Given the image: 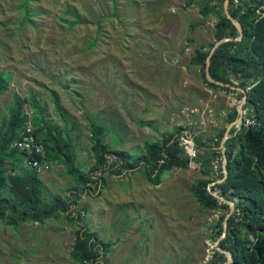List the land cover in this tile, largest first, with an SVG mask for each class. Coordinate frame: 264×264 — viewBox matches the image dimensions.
Segmentation results:
<instances>
[{
	"label": "rangeland",
	"instance_id": "obj_1",
	"mask_svg": "<svg viewBox=\"0 0 264 264\" xmlns=\"http://www.w3.org/2000/svg\"><path fill=\"white\" fill-rule=\"evenodd\" d=\"M187 1L0 0V71L12 74L0 98V123L14 93L25 100L24 110L31 111L30 99L38 101L47 122L78 135L76 165L85 172L93 163L90 123L107 129L109 150L133 158L177 128L203 144L195 146L196 157L207 156L241 100L209 88L192 65L194 49L214 43L216 19L203 18ZM220 161L208 167L212 179ZM116 170L102 171L72 205L69 216L80 213V223L65 213L17 229L0 221V264H77L70 252L78 225L112 244L103 263L207 264L221 213L201 209L192 197L199 166L164 172L157 185L143 167ZM39 178L44 197H66L75 187L61 165Z\"/></svg>",
	"mask_w": 264,
	"mask_h": 264
},
{
	"label": "trees",
	"instance_id": "obj_2",
	"mask_svg": "<svg viewBox=\"0 0 264 264\" xmlns=\"http://www.w3.org/2000/svg\"><path fill=\"white\" fill-rule=\"evenodd\" d=\"M187 4L198 5L203 18L209 15L215 17L214 43L231 39L221 44L211 55L209 76L217 82L235 84L237 88L243 89L246 92L243 108L248 109L256 121L254 126L242 125L237 131L234 127L229 131L230 137L223 144L227 177L221 183L209 186L224 177L221 167L223 155L219 146L225 130L217 134L214 146L205 157L190 159L181 143V129L177 128L172 133L162 134L158 141L145 143L144 154L133 158L128 153L109 150L104 142L107 129L94 123H90L88 129L93 163L89 171L85 172L76 165L78 149L74 138L77 139L78 135L66 127L47 122L41 114V103L30 99L32 124L43 138L47 161L54 166H63L65 174L75 185L66 197H44L45 186L39 173L26 165L25 153L13 147L20 140L26 121L25 100L14 93L12 104L7 109L8 115L0 123V221L17 229L24 223L44 225L57 219L58 214L65 213L71 224L80 223L83 216L80 213L76 214L77 217L69 216L70 209L80 199L84 188L99 183L102 171L117 168L115 172L120 173L143 167L147 181L157 185L164 172L187 169L190 164H195L201 170V178L192 184L191 194L201 209L221 213L216 223L218 237L223 234L229 205L221 203L210 192L218 193L234 205L226 221V234L217 247L232 255L231 264H264V15L256 13L257 10L264 13V0H251V5L244 11L236 8L233 0H229L228 12L243 30L239 41H235L239 36L238 31L223 13V0H188ZM196 26L191 25V29ZM214 43L207 47L197 46L191 63L200 70L202 80L209 88L233 92L242 100L244 96L241 91L221 88L205 78V61ZM11 79L10 72L0 71V98L7 92ZM53 102L57 110L61 109L57 98L54 97ZM236 119L237 111L232 108L226 116V124ZM71 126L74 127V124ZM193 142L196 147L203 146L198 138L193 139ZM215 157L221 159L219 177L212 179L208 167ZM95 174H100L99 178ZM111 245L101 243L97 234L78 225L70 258L77 264H107L103 261ZM225 262L226 256L215 248L207 264Z\"/></svg>",
	"mask_w": 264,
	"mask_h": 264
},
{
	"label": "built area",
	"instance_id": "obj_3",
	"mask_svg": "<svg viewBox=\"0 0 264 264\" xmlns=\"http://www.w3.org/2000/svg\"><path fill=\"white\" fill-rule=\"evenodd\" d=\"M233 5L244 11L245 8L251 5V0H233ZM257 15L263 16L264 13L260 10L256 11ZM26 121L24 124V130L21 133L20 140L14 143L13 147L18 149L20 152L25 153L26 165L32 169H35L38 173L46 171L51 167V164L47 161L45 156V148L43 145V138L37 134L36 128L32 124L33 113L29 110H24ZM242 119L240 126H234L239 130L243 126H254L256 121L250 115L248 109L242 108ZM181 143L184 147L186 154L190 159L196 158L194 152V142L192 138L185 136L181 138ZM223 173V168H222ZM77 217V215H75Z\"/></svg>",
	"mask_w": 264,
	"mask_h": 264
},
{
	"label": "water",
	"instance_id": "obj_4",
	"mask_svg": "<svg viewBox=\"0 0 264 264\" xmlns=\"http://www.w3.org/2000/svg\"><path fill=\"white\" fill-rule=\"evenodd\" d=\"M228 5H229V0H223V13L225 15V17L231 22V24L236 28V30L238 31V34L239 36L237 38H235V41H239L241 40L242 38V35H243V30H242V27L241 25L229 14L228 12ZM228 41H231V39H221L217 42L214 43L213 47L210 49V52H209V55L208 57L206 58V61H205V71H204V74H205V78L206 80L209 82V83H212L216 86H219L221 88H229L231 90H237V91H241L243 93V99L241 100V103L240 105L237 107V119L229 124L226 128V131H225V135L222 139V146H221V150H222V158H223V161H222V168H223V174H224V177L222 180H219V181H215L214 184H218V183H221L226 177H227V172L225 170V165H226V159H225V153H224V148H223V144L224 142L228 139V134H229V131L231 130L232 127L234 126H240L241 124V119H242V108L244 106V104H246V92L243 90V89H240V88H237L235 85H227V84H223L221 82H217L215 80H213L210 76H209V64H210V57L211 55L213 54V52L223 43L225 42H228ZM211 195L213 197H215L217 200H219L221 203H225V204H228L229 205V211L228 213L225 215V219H224V223H223V234L220 236V238L218 239L217 243H216V249L217 251H219L220 253L224 254L226 256V262L224 264H231L233 262V257L232 255L229 253V252H226L224 250H221L220 248H218V244L220 242L221 239H223V237L225 236L226 234V221L228 220V218L230 217V215L232 214L233 210H234V205L233 203L231 202H228L226 201L224 198H222L219 194L217 193H212L210 192Z\"/></svg>",
	"mask_w": 264,
	"mask_h": 264
},
{
	"label": "crops",
	"instance_id": "obj_5",
	"mask_svg": "<svg viewBox=\"0 0 264 264\" xmlns=\"http://www.w3.org/2000/svg\"><path fill=\"white\" fill-rule=\"evenodd\" d=\"M227 128V127H226ZM225 131H226V129H225ZM224 135H225V132H224ZM224 137V136H223ZM228 137V136H227ZM223 139V138H222ZM222 139H221V143H222ZM220 143V146H219V148L221 149V146H222V144Z\"/></svg>",
	"mask_w": 264,
	"mask_h": 264
}]
</instances>
